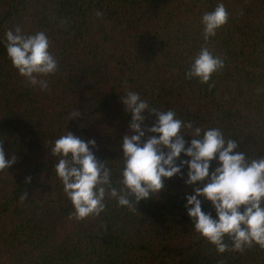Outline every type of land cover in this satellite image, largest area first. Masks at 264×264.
I'll return each mask as SVG.
<instances>
[{
  "label": "trees",
  "instance_id": "16d2710c",
  "mask_svg": "<svg viewBox=\"0 0 264 264\" xmlns=\"http://www.w3.org/2000/svg\"><path fill=\"white\" fill-rule=\"evenodd\" d=\"M219 2L229 20L207 46L225 67L209 88L185 73L205 45L202 16ZM16 25L50 40L58 71L43 77L47 90L29 85L7 55L5 33ZM128 90L202 129H221L249 158L264 156V0H0V143L17 157L0 172V264H264L258 246L220 254L195 232L187 166L136 211L106 197L99 216L69 219L74 207L50 146L67 130L95 139L89 147L121 188ZM76 110L82 115L69 120ZM146 115L150 127L157 117Z\"/></svg>",
  "mask_w": 264,
  "mask_h": 264
},
{
  "label": "clouds",
  "instance_id": "9594fccd",
  "mask_svg": "<svg viewBox=\"0 0 264 264\" xmlns=\"http://www.w3.org/2000/svg\"><path fill=\"white\" fill-rule=\"evenodd\" d=\"M96 15L102 17L103 12L97 11ZM229 15L223 2L203 14L205 45L185 73L188 79L198 78L209 88L214 86L209 81L225 67V61L214 55L207 44L228 22ZM5 38L7 55L18 73L29 85L47 90L49 82L43 77L58 71L47 34L43 31L27 34L16 25L6 31ZM121 100L131 116L129 130L120 142L121 188L112 186L111 167L98 160L89 147L96 146L95 139L86 142L67 130L50 146V155L57 158L56 175L74 207L69 219L99 216L106 209V197L136 211L141 200L156 197L165 189V179L176 175L183 178L182 169L187 166L185 184L187 189H194V194L186 189L185 208L195 232L220 254L243 252L253 246L264 249V156L249 158L239 150V142L226 138L221 129H202L193 121L177 118L173 109L162 111L152 107L138 92L128 90ZM146 113L157 117L150 127L145 126ZM81 115L76 110L68 119ZM185 135L191 137L190 142L184 139ZM3 144L0 143V172L17 162L15 155L11 159L6 157ZM181 153L191 159L181 160ZM213 161H217V166L210 172ZM27 179L30 181L31 177ZM26 197V193L21 196ZM200 197L211 202L215 217L211 211H204Z\"/></svg>",
  "mask_w": 264,
  "mask_h": 264
}]
</instances>
